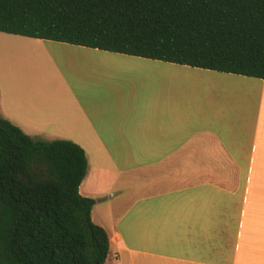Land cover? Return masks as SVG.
<instances>
[{
    "label": "crops",
    "instance_id": "crops-1",
    "mask_svg": "<svg viewBox=\"0 0 264 264\" xmlns=\"http://www.w3.org/2000/svg\"><path fill=\"white\" fill-rule=\"evenodd\" d=\"M3 43L28 51L0 63V117L84 150L79 193L108 235L104 264H264V79L0 32ZM23 62L49 65L59 85ZM176 72L243 85H166Z\"/></svg>",
    "mask_w": 264,
    "mask_h": 264
},
{
    "label": "trees",
    "instance_id": "trees-1",
    "mask_svg": "<svg viewBox=\"0 0 264 264\" xmlns=\"http://www.w3.org/2000/svg\"><path fill=\"white\" fill-rule=\"evenodd\" d=\"M0 32L264 79V0H0ZM86 171L0 117V264H104Z\"/></svg>",
    "mask_w": 264,
    "mask_h": 264
},
{
    "label": "rangeland",
    "instance_id": "rangeland-1",
    "mask_svg": "<svg viewBox=\"0 0 264 264\" xmlns=\"http://www.w3.org/2000/svg\"><path fill=\"white\" fill-rule=\"evenodd\" d=\"M25 51H28V47H24L21 45H16V44H0V63L2 66H4V68L9 69L10 70V66L9 63L12 59V56L19 53H23ZM22 60V58H17V61ZM13 62V61H11ZM98 63H102L106 66H113V68H122V69H128L129 72H133L132 70L135 69H131L129 66H125L123 64H119V63H115V62H109V61H99ZM16 66V65H15ZM191 67V66H188ZM35 66H29L26 63H20L18 64V69L19 70H23L26 72H32L34 74V76L38 75L39 77L41 76L42 78V82L44 84H47L49 87L55 86V85H59V79L57 77V75L50 70V66L48 65V73L46 74V72L44 70L40 71L39 73H37V71L35 70ZM62 70L63 67H61ZM124 70V71H125ZM189 71V70H188ZM134 72H136L137 74L139 73L138 70H135ZM144 72V71H143ZM147 74H150L154 77H163V73L161 72H156L155 73H150L149 71H145ZM144 72V73H145ZM136 73H133L132 76L137 75ZM194 73V72H193ZM191 73V72H176V73H168V75H166L165 78V82L166 85H243L240 82H233V81H228L226 79L223 78H211L208 76H205L203 74L198 73ZM221 75L220 77H225L223 74H219ZM69 75H66V77H68ZM154 77H152V79H155ZM69 78V77H68ZM71 84H73L72 79H70L69 81ZM149 84V83H147Z\"/></svg>",
    "mask_w": 264,
    "mask_h": 264
}]
</instances>
